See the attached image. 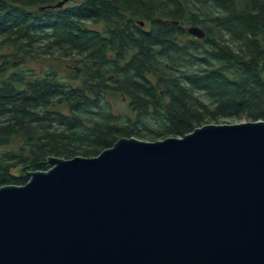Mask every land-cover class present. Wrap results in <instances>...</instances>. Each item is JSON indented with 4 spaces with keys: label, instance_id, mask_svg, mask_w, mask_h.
<instances>
[{
    "label": "trees",
    "instance_id": "obj_1",
    "mask_svg": "<svg viewBox=\"0 0 264 264\" xmlns=\"http://www.w3.org/2000/svg\"><path fill=\"white\" fill-rule=\"evenodd\" d=\"M59 1L0 0V45L12 46L14 59L35 55L41 40L45 54L78 56L67 78L55 70L9 73L11 56H0V146L15 143L0 154V187L27 182L11 173L19 165L47 170L41 161L49 156H96L121 137L184 136L206 116L264 120V0L47 7ZM96 23L106 30L89 27ZM113 93L128 99L126 112L113 111Z\"/></svg>",
    "mask_w": 264,
    "mask_h": 264
},
{
    "label": "water",
    "instance_id": "obj_2",
    "mask_svg": "<svg viewBox=\"0 0 264 264\" xmlns=\"http://www.w3.org/2000/svg\"><path fill=\"white\" fill-rule=\"evenodd\" d=\"M45 161L0 187V264H264V120Z\"/></svg>",
    "mask_w": 264,
    "mask_h": 264
},
{
    "label": "rangeland",
    "instance_id": "obj_3",
    "mask_svg": "<svg viewBox=\"0 0 264 264\" xmlns=\"http://www.w3.org/2000/svg\"><path fill=\"white\" fill-rule=\"evenodd\" d=\"M187 27L190 26L189 24L186 25ZM90 28L98 29L100 31L106 30V24L105 23H96V24H89ZM189 36L184 37L187 38ZM2 38H0L1 40ZM226 39H230L228 36H226ZM42 42L37 43V47L34 49L35 55L32 57L27 56L20 59H14L12 55L14 54L15 50L12 46L9 44H1L0 45V56L1 55H7L11 56V65L8 66V72H14L15 70L22 69L26 70V72H38L43 73L47 72L48 70H55L61 77L67 78L68 76H72L71 67L76 62L78 56L75 54H67L63 51H53L52 53H44V44L45 41L41 40ZM234 46H237L238 42H231ZM16 65V66H15ZM18 66V67H17ZM77 83H80L79 80H76ZM197 95H203L202 93H197ZM113 111L116 113H122L126 112L128 107V99L125 98L122 94L113 93L109 96ZM202 99H205L202 96ZM242 121H250L246 116L245 117H217V118H211L206 116L203 125L207 123H214V124H224V123H240ZM202 126V125H201ZM199 127V126H198ZM143 139V138H141ZM160 139V138H159ZM159 139L154 138H144V140L148 141H155ZM163 139V138H161ZM15 148V143H13L9 147L0 146V154L8 151L10 149ZM21 166V165H19Z\"/></svg>",
    "mask_w": 264,
    "mask_h": 264
}]
</instances>
